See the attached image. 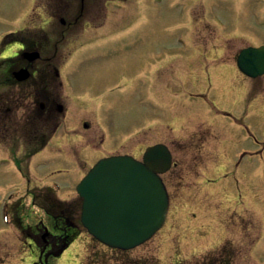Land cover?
Here are the masks:
<instances>
[{"label": "rangeland", "instance_id": "374dc122", "mask_svg": "<svg viewBox=\"0 0 264 264\" xmlns=\"http://www.w3.org/2000/svg\"><path fill=\"white\" fill-rule=\"evenodd\" d=\"M80 1L61 0L58 4L61 8H57L59 15L54 17L55 28L61 26L59 16L68 14H62L61 10L73 6L71 9L76 12ZM33 2L34 0H0V32L16 27L18 14L32 7L31 5L39 10L46 8L45 6H57L54 4L55 0H36L34 4ZM104 3L102 0H87L85 21L94 17L95 20L91 23L96 25L102 18V13L98 10L99 6H104ZM247 3L242 0H132L128 4L131 7L130 11L119 16L118 20L121 23H133L134 27L150 32L143 34L136 45L133 42L127 44L120 42V39L113 40L112 43L118 45V50L111 52L110 58L121 60L128 57L129 60L134 58L141 60L143 54L155 53L153 55H159L161 63L166 59L163 63L165 68L161 73V81L167 82V87L173 89L172 93L165 89L163 100L159 105L144 106L139 104V98L134 95L129 96L126 88H119L116 85L115 94L118 97L114 100L116 106L108 109L107 129L110 138L113 135L115 139L113 146L117 145L125 135L132 133V138H127L131 143L126 144V148L123 146L121 148L139 153L140 146L143 147L142 142L145 141L142 134L143 127L153 123L155 119L166 122L169 119L168 114L176 111L179 116L176 134L181 135L183 138L181 141L186 144L177 142L178 144L174 143L172 146L178 151L181 149L183 153L181 155L186 156L179 160L180 165L185 168L179 172L171 170L165 177L169 188L173 191L172 198H176L178 184L183 188L180 193L183 192L180 198L173 200L177 204H172L168 227L166 226L160 231L161 233H157L146 243L120 252L96 242L88 232H84L83 244H79L77 250H73L76 246L75 240L62 252L60 250L56 258L50 257L49 264H205L213 257L221 258L222 249L230 247L227 246L228 239L230 243L239 247L236 254H231L232 264H264V246H260L259 251L255 248L252 254L245 250L250 238L257 236L259 230H262V238L264 233V75L256 79L247 78L233 62L235 54L244 45L250 44L249 42L257 44L264 41V12L259 10L262 8V3L259 0ZM106 6L112 8L113 17H117L127 7L121 0H111ZM135 9L140 18L134 16ZM127 16L132 17L126 20ZM215 22H223L226 29L219 30L214 27ZM123 36H127V33ZM67 44L68 42L62 43V48L67 49ZM205 46H207L206 50ZM207 51L209 53L213 51L215 59L220 52L219 56L228 60L206 59L203 54ZM173 59L176 61L174 64L177 69L176 80L173 78L174 67L171 64ZM168 60L171 62L168 63ZM92 64L94 62L87 63L86 74ZM226 80L232 82V87L223 85V81ZM198 93H206V100L197 98ZM87 98L85 113L81 115L86 122L92 121L94 114L100 116L97 109L94 114L91 111V109L94 111L97 102L96 94H90ZM82 108L80 113L83 112ZM217 111H227L231 115ZM238 118L251 126V130L259 139L258 143H254L249 137L244 138L247 133L242 135L236 132L237 137L232 134L235 144H238L237 147L233 144L235 147L232 148V141L228 139L226 142V139H223L228 136L225 132L232 128ZM207 126L212 128L218 137H210L208 145L206 144L208 150L203 151L202 160L197 165L190 159L195 150L193 145L192 148L190 147L191 139L188 137L196 130L207 129ZM167 127H164L166 132L150 135L151 139H148V142L153 143L162 139L168 141L167 139L173 138L170 129L169 133L167 132ZM162 130L160 126L156 127L155 131ZM138 131L141 133L135 134ZM87 140L88 138L80 139L82 142L79 143L81 147L78 153L75 154L71 150L64 153V160L58 167L66 168V174L50 175L49 167L58 165L57 160H52L45 167L41 165L42 168L38 169L37 158L30 159L34 173L26 171L25 163L23 173L28 172L27 179L32 178L39 183L59 181L63 186L56 194L62 199L73 197L71 200L78 202V195H75L76 186L83 176L80 178L77 168L83 163L86 164L85 169H87L91 164L88 157H92V153L95 159L101 156L92 142ZM220 140L223 142L221 146L217 145ZM77 141L70 139L69 144L75 145ZM239 145H244L252 151L256 150L258 153L254 156L253 162L244 161L241 166L236 167L235 149L237 150ZM3 150L7 151V149ZM209 150L210 153L206 152ZM47 153L51 157L57 155L55 148L44 151L43 156ZM250 164L255 167V171L248 167ZM195 165L198 167V174L195 173V169L193 170ZM219 167L221 171L224 168L233 169L234 176L230 179L225 178L226 185L223 180H219V184L199 183V176L204 173L218 177L216 171ZM240 176H242L241 183H238L236 178ZM78 178L80 179L77 181ZM215 179L217 178L211 180L215 183L218 181ZM26 181L28 180L23 179L10 163L0 161V264L45 262V258L40 259L38 252L35 254L32 250L38 247L31 236L33 233H23L18 226L13 227L12 223L7 224L4 219V205L19 199L16 205L21 203L24 205L22 214L26 222L33 225L45 218L44 224L49 229L52 228L46 218L47 215L38 209V206L33 205L32 191H28L27 194L28 188L21 185ZM251 194L257 197V203L249 204L247 208L243 206L240 215L236 205L247 206V195L251 196ZM236 196L244 201L241 203L235 201ZM76 215L75 220H77Z\"/></svg>", "mask_w": 264, "mask_h": 264}, {"label": "flooded vegetation", "instance_id": "af4514ba", "mask_svg": "<svg viewBox=\"0 0 264 264\" xmlns=\"http://www.w3.org/2000/svg\"><path fill=\"white\" fill-rule=\"evenodd\" d=\"M44 14L35 12L33 8L14 30L5 33L0 39V150L14 152V156L19 159L16 166L21 172L25 170L24 163L27 165L26 171L30 170V159L41 157V153L47 148H58V157L54 160L58 161L59 166L64 160L63 155L67 151L64 148L68 146L70 133L77 140L84 136L83 127L89 125L81 117L80 108L84 102L80 100L79 92L86 93L87 89L99 92L106 88L107 94L100 96L104 100L98 104L111 108L115 103L111 94L110 99L108 98V92L112 93L108 88L116 83L121 87L126 86L128 90L138 88L140 84L145 85L144 90H148L145 96L149 97L150 92L158 101L164 91L159 80V68L153 69L154 77L149 78V60L142 64L141 70V63L136 69L132 62L108 64L114 65L110 75L103 76V79L97 76L98 81L86 86L84 48L91 40L86 38L85 29L75 22L78 20L77 12L56 28L53 13L46 11ZM111 31L112 29H103L99 33L110 36L113 34H109ZM64 42H68L67 49L62 48ZM24 51H39L40 57L29 61L24 56ZM21 67L29 68L30 76L27 79L20 80L15 77V70ZM65 76L69 81L65 82ZM175 117L174 114L171 115L174 120ZM244 129L250 131L247 126ZM101 132L102 128L99 127L94 130L100 144L105 141ZM211 135L213 132L210 129L196 130L191 135V143L196 149L193 152L195 161L202 157L208 145L206 141ZM173 141L176 142V139ZM106 145L111 146L112 141L109 140ZM72 151L76 154L75 148ZM65 172L67 170L64 167L51 168L52 174ZM31 179H27L24 185L29 190L42 192L39 199L34 196L33 202L46 208L52 228L49 229L46 224L29 225L24 226L22 232L33 233L34 236H31L38 247L32 250L35 254L38 252L40 259L45 258L46 261L50 257L55 258V254L68 247L66 245L78 234L79 225L65 210L57 211L50 204L52 200L46 192L52 188L50 183L31 182ZM34 264L38 262L34 261Z\"/></svg>", "mask_w": 264, "mask_h": 264}, {"label": "water", "instance_id": "95a60500", "mask_svg": "<svg viewBox=\"0 0 264 264\" xmlns=\"http://www.w3.org/2000/svg\"><path fill=\"white\" fill-rule=\"evenodd\" d=\"M239 66L248 74L264 72V46L244 49ZM171 163L163 144L148 148L144 160L113 156L100 160L79 185L83 221L106 244L130 248L149 239L167 215L169 197L159 175Z\"/></svg>", "mask_w": 264, "mask_h": 264}, {"label": "trees", "instance_id": "16d2710c", "mask_svg": "<svg viewBox=\"0 0 264 264\" xmlns=\"http://www.w3.org/2000/svg\"><path fill=\"white\" fill-rule=\"evenodd\" d=\"M220 264H226V263H225V260H221V263H220Z\"/></svg>", "mask_w": 264, "mask_h": 264}]
</instances>
